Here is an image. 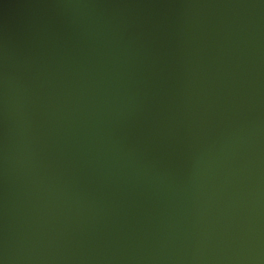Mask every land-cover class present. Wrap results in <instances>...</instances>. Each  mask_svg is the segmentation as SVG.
Returning a JSON list of instances; mask_svg holds the SVG:
<instances>
[{
  "label": "water",
  "instance_id": "95a60500",
  "mask_svg": "<svg viewBox=\"0 0 264 264\" xmlns=\"http://www.w3.org/2000/svg\"><path fill=\"white\" fill-rule=\"evenodd\" d=\"M0 264H264V0H0Z\"/></svg>",
  "mask_w": 264,
  "mask_h": 264
}]
</instances>
